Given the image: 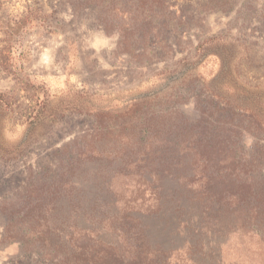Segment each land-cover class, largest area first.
<instances>
[{
  "label": "rangeland",
  "instance_id": "rangeland-1",
  "mask_svg": "<svg viewBox=\"0 0 264 264\" xmlns=\"http://www.w3.org/2000/svg\"><path fill=\"white\" fill-rule=\"evenodd\" d=\"M0 264H264V0H0Z\"/></svg>",
  "mask_w": 264,
  "mask_h": 264
},
{
  "label": "trees",
  "instance_id": "trees-1",
  "mask_svg": "<svg viewBox=\"0 0 264 264\" xmlns=\"http://www.w3.org/2000/svg\"><path fill=\"white\" fill-rule=\"evenodd\" d=\"M102 222L101 219L97 221V224L100 225ZM130 226L126 225V227L115 230L109 229L107 232L92 227L90 229L77 228V233L75 230L73 235L76 237L70 235V238H76L78 244L90 247L91 252L88 251L86 254L94 256V259L103 260L109 257H112V259H127L134 254L137 255L136 257L148 258V256H151L155 258V255L158 257V248L152 249L150 247L148 241H146L144 229L137 228L134 225ZM108 236H116L119 241L107 245L104 239Z\"/></svg>",
  "mask_w": 264,
  "mask_h": 264
}]
</instances>
